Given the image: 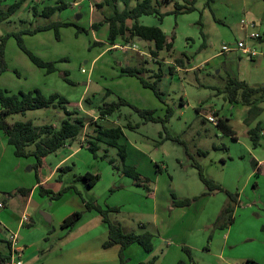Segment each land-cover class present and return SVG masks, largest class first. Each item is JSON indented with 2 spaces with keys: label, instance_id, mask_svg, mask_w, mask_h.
I'll use <instances>...</instances> for the list:
<instances>
[{
  "label": "rangeland",
  "instance_id": "374dc122",
  "mask_svg": "<svg viewBox=\"0 0 264 264\" xmlns=\"http://www.w3.org/2000/svg\"><path fill=\"white\" fill-rule=\"evenodd\" d=\"M14 1L1 2L0 9L5 10ZM62 1L67 7L46 18L40 11L46 5H55V0H26L16 12L0 22V37L10 34L3 49L7 68L0 74V88L7 90V94L33 89H39L45 95L56 92L67 99V110L78 111L88 122L82 133L71 141L75 148L83 138L81 151L63 164L71 166V170L61 173L58 181L52 179L45 184V188L54 192L73 185L72 189L78 191L76 196L68 202L70 195L52 199V194L36 192L34 201L26 209L17 188H30L36 183L37 175L46 177L57 157L55 153L48 154L45 165L36 171L32 167L34 159L16 157L0 130V200L6 203L0 211L11 216L10 223L15 227L23 212L31 217V224L23 225L17 231L19 244L25 251L30 244L29 254L35 255L25 264L75 262L78 257L88 255L103 258L109 256L110 251L116 256V246L100 248L102 246H98V240L94 238L100 232L107 238L103 224L98 223L87 232L78 229L63 236L59 216L73 210L87 213L82 200L116 207L118 210L110 216L125 230L152 234L153 250L146 253L137 244H131L124 250L125 264H138L152 258H155L152 264H178L179 261L184 264H264V106L251 124L259 121L263 128L260 143L254 147L241 119L244 107L229 103L222 92L230 77L244 80L249 85L262 82L264 41L250 38L249 28H244L241 20L250 19L251 15L255 21H262L264 31V0H195L194 11L176 16L168 13L160 24L155 16L140 17V23L159 24L167 37H173V51L163 50L157 58L150 54V44L138 38L129 42L116 40L117 46L126 43L134 49H120L108 43V24L104 18L112 14L111 1L101 7L96 3L102 0ZM175 2L182 3L183 0L163 2L161 12L171 11ZM118 6L122 8L121 4ZM35 9L37 13H34ZM248 11L250 15H246ZM51 21H71L88 31L76 35L74 26L60 27L59 39L55 38L52 29L20 35L24 46L32 53L57 61V70L47 74L29 60L14 34ZM94 22L102 24L93 30L90 25ZM255 30L262 33L259 26ZM93 41L103 43L92 45ZM238 41H243L258 55L248 59V54L237 50L212 57L220 51L222 44L236 47ZM178 58L183 59V64L176 61ZM205 58L209 60L201 67L188 69ZM259 61L263 63L259 64ZM158 66L162 74L157 83L159 96L143 87L136 76L121 72L125 67L138 68L141 69L139 75L152 82ZM170 66L172 73L168 72ZM176 67H179L177 71ZM64 71L68 72L70 82L63 79ZM107 89L111 93L105 95ZM118 97L136 108L153 109L155 116L160 118L165 117L167 108L171 109L165 122H143L133 107L123 105L102 121L107 126H121L127 145L145 153L146 157L139 159L135 167L141 175L150 178L149 191L135 185L131 178L109 163V158H117L115 148L100 144L96 156L86 148V138L94 134V120L100 121L97 107L103 102L116 101ZM215 112L218 117L230 120L235 139L222 133L209 120ZM65 117L62 108L48 107L12 114L6 120L9 123L30 120L35 125L57 127ZM127 122L133 126L138 124V127L128 128ZM105 148L108 156L102 158ZM63 149L61 147L59 151ZM195 164L205 177L219 183L225 191L236 194L233 221L224 228L216 226L215 221L227 204L228 196L224 191L205 193L207 190ZM158 166L161 170L154 174ZM87 171L99 174L93 188H87L84 181L75 180L77 175ZM170 192L174 193L175 200L189 199V204L173 205ZM43 213L51 219L47 221ZM5 223L9 230H16ZM86 238V247L80 246ZM0 250H5L1 241Z\"/></svg>",
  "mask_w": 264,
  "mask_h": 264
},
{
  "label": "trees",
  "instance_id": "16d2710c",
  "mask_svg": "<svg viewBox=\"0 0 264 264\" xmlns=\"http://www.w3.org/2000/svg\"><path fill=\"white\" fill-rule=\"evenodd\" d=\"M3 1L5 0H0V4ZM25 1L26 0H15L8 5L5 10L0 9V22L16 12ZM110 1L113 4L112 14L104 18L105 22L108 24V43L113 46L116 44V40L118 38L125 42H129L133 38H138L150 44V54L155 58L159 57L160 52L163 50L166 52L173 51V37H167L159 26L162 22L163 16L168 13H173L176 16L177 14L189 13L195 10V0H183L182 3L175 2L174 8L169 12H161L160 6L163 2L169 3L172 2V0H102L99 3H96V6L101 7L104 4H108ZM118 4L122 5L121 9ZM66 7L67 3L64 1L55 0V5H46L42 7L40 14L48 18L55 11ZM34 13H37L36 9L34 10ZM150 15L155 16L159 24L147 25L139 22L140 17ZM129 21L130 23H128ZM101 24V22L91 23L90 28L93 30L98 29V26ZM67 26H74L76 28V35L81 32L87 33L88 31L71 21H51L44 25H38L32 30H25L14 35L16 36L18 46L27 55L29 60L36 67L43 69L45 73L49 74L57 70V61L46 60L32 53L24 46L20 35L23 33L34 34L36 32L52 29L54 31L55 38L59 39V28ZM8 36H10V34L0 37V74L7 68L3 59V49L5 40ZM202 36L204 37L203 33ZM102 43L103 42L100 41H93L91 44L102 45ZM176 61L179 64H183L182 58H178ZM158 68V72L153 73L154 75L152 77H154V80L152 82L141 77L139 75L141 73V69L138 68L125 67L121 69V72L130 76H136L143 87L151 89L155 95L159 96L160 92L157 89V83L162 74L161 67L158 66ZM168 72L172 73L171 66L168 67ZM67 76L68 72L64 71L63 79L70 82ZM6 92L8 91L0 88V130L4 133L7 143L13 147V154L16 157H32L34 159L32 167L36 171L45 165V160L48 154L56 152L61 147H64L68 142L74 140L82 133L85 125L88 123L85 117L80 115L78 111L67 110V99L56 92L48 95L43 94L39 89L28 91L19 90L17 93L11 94H7ZM222 92L225 93V98L229 103L233 104L238 102L248 106L243 122L249 126L248 135L252 145L254 147L257 146L260 142L263 128L259 121H257L253 126H250V124L259 116L262 110L260 104L264 103V84L251 86L244 80L230 77L228 78ZM109 93H111V90L107 89L105 95ZM123 105L133 107V109L142 118L143 122H165L171 115V109L167 108L165 117L160 118L155 116V110L136 108L122 97H118L116 101L103 102L102 105L97 107V117L100 121L98 122L94 120V134L90 135L89 138H86V148L94 156H96V152L99 150L100 144H105L106 146L115 148L117 158H109V163L114 168L120 170L124 176L131 178L135 185L141 186L145 190L149 191L147 183L150 181V178L141 175L134 165L126 163L127 146L125 143L120 142V139L123 137L122 127L119 125L107 126L102 123V121L107 119V116L119 110V108ZM48 107H60L64 110L66 117L60 121L59 126L56 127L52 124L35 125L30 120H20L13 123H9L6 120V118L12 114H25L28 110ZM214 114L217 116V113ZM215 126L220 129L222 133L235 138L232 127L228 125L225 120L218 118ZM126 127L132 129L138 127V124L133 126L127 122ZM107 156V148H105L101 157L107 158ZM195 166L198 170L199 178L207 190L205 193L209 194L216 191H224L228 196L227 204L215 221L216 226L218 225L220 228H224L233 221L232 212L233 205L236 203V194L225 191L219 183L205 177L198 164H195ZM157 169L160 171L159 167ZM69 170H71V166L69 165L58 166L56 169V171L59 172L57 179L60 178L61 173H65ZM75 180L84 181L87 188H92L99 180V174H93L87 171L81 175H77ZM39 181L40 178L37 175L36 182L38 183ZM72 188L73 185H69L62 190L54 192L48 188L40 186L38 193L40 195L52 194V199H59L65 191ZM26 191L28 192V190ZM171 197L173 199V205L184 206L189 204V199L187 198L175 200V196L172 193ZM82 201L84 204V210L96 211L107 228V239L103 242V247L119 245L118 259L120 264H125L124 250L131 244L139 245L146 253H150L153 250V236L150 232L143 231L136 233L133 231H127L123 228L120 222L111 218L110 213L116 212L118 208L107 205L103 207L95 201ZM82 213V211L72 212L62 220L60 226L67 231L71 230L81 218ZM183 250L189 254V250L187 248L183 247ZM8 254L9 244L7 254L0 252V264H4V262L8 259ZM154 261L155 258H152L151 260L139 262L138 264H152ZM178 264H184V262L179 261Z\"/></svg>",
  "mask_w": 264,
  "mask_h": 264
},
{
  "label": "crops",
  "instance_id": "0c3cea01",
  "mask_svg": "<svg viewBox=\"0 0 264 264\" xmlns=\"http://www.w3.org/2000/svg\"><path fill=\"white\" fill-rule=\"evenodd\" d=\"M246 15H250V12L249 11L246 12ZM247 20H253V21H255L254 17H252L251 15H250V19H247ZM255 22H256V26L259 24L258 26H259V28L262 31V33H260L261 34V37L259 39H255V40H258V42H262V41H264V31L262 30V26H261L262 21H255ZM206 35H208V34L206 33ZM204 36H205V34H204ZM237 50H239V51L241 50L242 51V49L238 48L237 46L236 47H234V46H225V44H222L221 45V48H220V51H217L215 54H213L212 57H217L219 55L225 54V52H227V51H237ZM263 56H264V54H263ZM252 57H254V56H252ZM252 57H250L249 55L247 56L248 59H252ZM207 60H209V58H205L200 64H197L195 67L194 66H192V67L190 66L188 69H194V68L201 67V64L204 63ZM262 63H263V61H259V64H262ZM178 69H179V67H176V70L175 71H177ZM256 69L259 70V65L256 66ZM261 72L262 73L260 75V80L262 82L260 84H264V67L261 68ZM253 78L255 79L254 76H253ZM240 79H243V78H240ZM260 84H255V85H251V86H257V85H260ZM233 104H236V106L244 107L241 110V114H242L241 119L243 120V118H244V116L246 114V111L248 110V106L243 105V104L238 103V102L237 103H233ZM260 105H261L262 110H263L264 103H261ZM262 110H261V112H262ZM261 112H260V114H261ZM260 114H259V116H260ZM88 115L89 116H92L90 114H88ZM92 117L94 119H96V117L94 115ZM212 117H214L216 120L218 118H221V117L215 116L214 113H212ZM257 118L254 119L252 121V123L254 121H256ZM221 119H223V118H221ZM223 120H225L226 123L228 125H230V120L229 119L226 118V119H223ZM251 124H250V126H253ZM248 128H249V126L246 127L247 134H248ZM233 131H234V129H233ZM262 134L263 133L261 132V136H262ZM234 137L236 138L235 131H234ZM124 138H125V135L123 134V137L120 139V142L125 143L126 146H127L126 163L132 164V165L136 166L138 160L141 159V158H145L146 155L141 150L137 149L135 146H133L131 144H130V147H129L127 145V140H125ZM231 138H233V137H231ZM235 138H233V139H235ZM5 140H6V137H5ZM82 142H83V138L80 139V141H79L80 144H79L78 147L72 148L71 141H70V142H68L64 146V149L62 151H59L60 149H58L56 152H54L56 154L55 157H57V159L55 161V164L52 166V168H50V170H49L50 172H49V174L46 177L45 176L44 177L42 176V178H40V181L38 183L36 182L35 184H33L30 188H25L23 186H19V188H17L18 189V192H20L19 193V198L21 199L22 202H25V205H24L25 209L26 208H29V205H31V203L34 201L33 198L35 196V193L38 192V189H39L40 186H43L45 188L46 182H48L49 180H52V179H54L55 181H58V179H56V177H57V171H56L57 167L65 164L67 161H69L70 158H72L73 156L77 155L81 151L80 150V146L82 145ZM6 143H7V141H6ZM252 160H253L254 163L258 164V162L255 159L252 158ZM49 164H51V163H49ZM160 170H161V168H160ZM153 173L154 174H157L158 173V169L155 170ZM93 174H95V173H93ZM170 179H171V177H170ZM95 184H94V186H95ZM26 190H28V192ZM71 192H73V193H71ZM77 192L75 190L71 189L68 192H64L61 197H63L64 195H70V197H68V199H67V201L69 202V201L72 200L73 196H76V193ZM171 193L174 194L173 192H170V196H171ZM0 202L2 203V207L1 208L6 207V203H4V201L0 200ZM82 205L84 207L83 201H82ZM73 212H74V210H73ZM85 212H87V213H85V214L82 213L81 218L79 219V221L75 224V226L71 230H68L67 231L66 229H64V228H62L60 226V228L62 229V231L64 233L63 236L70 235V234H72L73 232H75L78 229L87 232L88 230H90L92 228H95L96 224H98V223L100 225L103 224L105 226V224L101 220V217L99 216V214L96 211H94V210H90V211L85 210ZM67 215H69V212H67L66 214H63V215L59 216V222H58L59 225L61 224L62 220ZM232 216H233V212H232ZM10 219H11V216L9 214H6L4 211H0V241L3 242L4 245H5V250L4 251H1L0 250V252L6 253V254L8 253V244H9L8 236H9V234H11V233L17 234V231H18V229L21 226H23V225H27L28 226V225L31 224V217L27 213H24V212L19 217V219L17 221V224H16V227L14 226L13 223H10ZM50 219H51V217H50ZM5 222H7L10 226L15 227L16 230L15 231L9 230V228L6 227L7 224ZM105 228H106V226H105ZM106 230H107V228H106ZM3 234H5V236H3ZM104 235H105L104 232H100L97 236L94 237L95 239L98 240L97 241L98 246H102L100 248H104V249L114 248V246H116V256L114 254H112V252L110 251L109 256H105L103 258H97L98 255L97 256L88 255V256L78 257L75 262L69 261V262L57 263V264H66V263H69V264H119L118 254H117L118 251H119L118 250L119 249V245H112L110 247H103L102 244L107 239V238L105 239V236ZM17 236H18V234H17ZM87 243H88V239L86 238L79 245L82 246V247H86ZM29 245L28 246L26 245L27 246V249H26V251L24 250V252H23V264L28 263L29 262V259L35 257V255L32 256V254H29V248L32 247V246L30 247ZM73 249H71V251Z\"/></svg>",
  "mask_w": 264,
  "mask_h": 264
},
{
  "label": "built area",
  "instance_id": "2783aa9c",
  "mask_svg": "<svg viewBox=\"0 0 264 264\" xmlns=\"http://www.w3.org/2000/svg\"><path fill=\"white\" fill-rule=\"evenodd\" d=\"M242 26L244 28H249L248 36L252 39H259L261 37V34L258 30H255L256 22L253 20H241ZM113 47H119L120 49L128 48V45H119L116 44ZM237 47L242 49V51L246 54H248L250 57L256 56L257 52L255 50L249 49L245 46L243 41L237 42ZM131 49H134L133 46L129 47ZM84 71V69H82ZM209 120L211 122L216 123V119L214 117H209ZM2 207V203L0 202V208ZM9 240V257L4 262V264H23V252L24 247L19 244L18 236L15 233H11L8 236Z\"/></svg>",
  "mask_w": 264,
  "mask_h": 264
},
{
  "label": "water",
  "instance_id": "95a60500",
  "mask_svg": "<svg viewBox=\"0 0 264 264\" xmlns=\"http://www.w3.org/2000/svg\"><path fill=\"white\" fill-rule=\"evenodd\" d=\"M77 18H79V15H78V17ZM44 214V217H45V219L47 220V221H49V219H50V216L49 215H47V214H45V213H43Z\"/></svg>",
  "mask_w": 264,
  "mask_h": 264
}]
</instances>
